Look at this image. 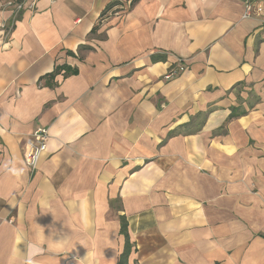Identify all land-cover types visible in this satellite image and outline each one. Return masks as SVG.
I'll use <instances>...</instances> for the list:
<instances>
[{"label":"crops","instance_id":"obj_1","mask_svg":"<svg viewBox=\"0 0 264 264\" xmlns=\"http://www.w3.org/2000/svg\"><path fill=\"white\" fill-rule=\"evenodd\" d=\"M249 1L264 4L0 5V264H264V23L244 18ZM39 128L32 171L22 147Z\"/></svg>","mask_w":264,"mask_h":264},{"label":"built area","instance_id":"obj_2","mask_svg":"<svg viewBox=\"0 0 264 264\" xmlns=\"http://www.w3.org/2000/svg\"><path fill=\"white\" fill-rule=\"evenodd\" d=\"M52 3L57 0H49ZM38 0H23L21 3H16L10 1V5H14L16 10L19 12L21 10H32L35 8ZM260 18L264 23V4H254L252 2H247L244 12V18ZM184 66L179 62L178 66L172 67L169 74L166 76L167 79H172L180 72L184 71ZM48 130L46 128L37 129L30 137H27L23 142V157L26 165L32 170H36L41 156L47 150L48 141Z\"/></svg>","mask_w":264,"mask_h":264},{"label":"rangeland","instance_id":"obj_3","mask_svg":"<svg viewBox=\"0 0 264 264\" xmlns=\"http://www.w3.org/2000/svg\"><path fill=\"white\" fill-rule=\"evenodd\" d=\"M11 0H0V5L2 6V11H5L6 9H13L15 15L14 16H17V13L18 11L16 10L15 6L14 5H10L9 2ZM259 5V4H257ZM3 28H5V30H7L8 32L12 29V26L9 25L8 23H4V26ZM170 71H168L167 75L169 74ZM166 75V76H167ZM166 78V77H165ZM174 78V77H173ZM172 78V79H173ZM167 79V78H166ZM167 80H170V79H167Z\"/></svg>","mask_w":264,"mask_h":264},{"label":"trees","instance_id":"obj_4","mask_svg":"<svg viewBox=\"0 0 264 264\" xmlns=\"http://www.w3.org/2000/svg\"><path fill=\"white\" fill-rule=\"evenodd\" d=\"M11 1H14V2H16V3H21L23 0H11ZM138 0H132V3H136ZM112 7V6H111ZM111 7H109V9L111 8ZM108 9V10H109ZM107 13V12H106ZM105 13V14H106ZM76 73V71L75 72H73V74H75ZM125 228H126V226H125Z\"/></svg>","mask_w":264,"mask_h":264},{"label":"clouds","instance_id":"obj_5","mask_svg":"<svg viewBox=\"0 0 264 264\" xmlns=\"http://www.w3.org/2000/svg\"><path fill=\"white\" fill-rule=\"evenodd\" d=\"M27 264H32V261L29 259V260L27 261Z\"/></svg>","mask_w":264,"mask_h":264}]
</instances>
